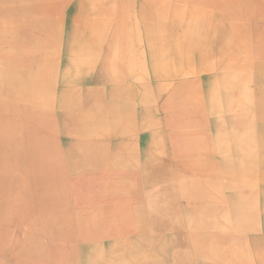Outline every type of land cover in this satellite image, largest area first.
Listing matches in <instances>:
<instances>
[{"label":"bare ground","instance_id":"6f19581e","mask_svg":"<svg viewBox=\"0 0 264 264\" xmlns=\"http://www.w3.org/2000/svg\"><path fill=\"white\" fill-rule=\"evenodd\" d=\"M117 1L107 4L111 9L108 13L112 18L121 15L120 3L123 0L122 2ZM193 1L194 3L189 0L175 1L179 6L177 13L182 11L186 3H190L193 8L192 12L197 15L200 13L197 12L200 8L209 7L213 0ZM160 2L156 3L158 6L143 5L146 16L155 15L153 21L147 22L145 25L149 51L147 60H150L149 66L151 65L154 70L160 69L163 63L165 64L163 54L169 51L182 58L185 53L203 46L201 41L193 42L177 37L174 26L179 21L180 14H177L173 21L167 19L165 21L164 11L160 10H165L162 8L164 1ZM255 3L257 4L255 16L248 11L252 4L250 0H223L222 3H219V7L227 6L230 13L246 18L264 19V0H256ZM0 5L2 6L0 34H4V38H0V62L5 65L0 68V81L6 86L11 102L31 109L33 114L25 115L27 121L29 123L40 122V126L35 130L29 132L26 130L25 133L22 132L24 125L14 126L12 121L0 122L1 145L8 144L11 147L8 152L2 151V157L6 156L9 161H13L14 156L20 153L19 156L25 165L23 173L26 178L22 192L30 197L28 203H34L36 213L46 218H50L53 213L56 214L57 211L64 208L79 212L81 210L83 214H81L78 224L79 234L94 243L99 240L100 236V231L97 230L99 224L97 213L88 215L85 211L97 210L96 203L121 205L113 211L116 216L115 220L108 225L120 240L113 251L107 252L105 245L99 243L97 252L90 245H83L77 254L51 251L52 253L47 255L46 259L36 252V260L44 259L42 264H79L77 258L80 256L84 258V264H184L180 247L185 237L183 233H178L175 227L170 226V221L175 217L172 208L170 209L168 206L173 205L170 198L166 196L164 198L163 225L158 228L153 225L155 219L150 215L152 207L145 205L141 193L143 187L150 186L165 177L174 176L167 167L162 166V157L166 156V152L163 150L165 144L170 143V147L173 148L171 151L173 157H185L188 160L187 154L181 152V147L176 144L179 139V131L168 132V127L172 123L170 117L163 115L156 124L157 129L154 132H148L143 139H139L136 137L139 129L132 127L119 129L128 120L125 107L106 103L100 98L91 101L82 100V97L72 90V87L75 88V84L79 81L78 74L81 68L87 63L96 61L100 54H104L108 64L116 60L117 68L122 69L117 50V47L122 45L125 48L132 45L130 48L132 50L131 57L126 63H128L130 72L137 68L138 75L134 79L144 78V68L133 66L141 62L134 52V49L140 45L139 39L132 38L133 34L131 38L123 39L120 33L124 27L120 22L110 24L109 19L95 21V17L101 16V13L103 14L106 9L98 6L97 3L94 4L93 0H80L75 3H71L70 0H0ZM98 9L102 11L99 12ZM127 15L131 19L135 18L131 7ZM124 16L122 18H125ZM92 22H96V27L93 25L95 28L90 30ZM78 30L83 32L80 31V33ZM258 30H260L259 34H264V26H260ZM25 32H27L24 36L26 40L21 41L18 35ZM110 32L121 37V40L116 37L105 45L102 34ZM192 36L193 34L190 37ZM60 37L63 38L61 39L63 42L60 47H57V52L48 53L49 46H57ZM125 40H129L131 45L126 44ZM87 41L91 43L87 44ZM157 43H159L158 47ZM143 57V60L146 61V56ZM105 66L108 69L107 65ZM37 78H42L43 82L35 83ZM57 83L59 86H63L62 92H59L60 88L56 86ZM44 88L56 89V97L43 99L40 91ZM231 89L227 91H231ZM218 95V92H214L207 102L196 101V97H191L190 100L186 98L185 102L177 100L176 103L180 106L181 104L191 105L194 112L199 114L205 123L211 125L209 134L213 139H219V146L217 143L212 144L215 153L221 152L230 155L228 156L229 160H225L231 161L228 167L233 168V172L238 178L239 174L243 172L242 179H238L240 184L241 181L243 182V185L239 184L238 190L240 196L244 197L247 203L252 201L255 190L249 185L245 186L247 182L251 181L252 183L253 181V166L252 164L248 166L246 161L248 156L261 152L262 146L259 142L261 138L252 130L254 128L247 136L246 126H242L237 117L236 113L240 108L241 97H231L230 95L219 97ZM43 101L47 104L46 108L43 107ZM1 110L2 112H19V109L13 106H5ZM113 112L121 114L111 119ZM219 113L222 115L221 120L218 118ZM233 114H235L234 118ZM191 121L192 118L189 116L187 130L184 126L181 127V130L184 128L187 133V145L183 151L212 150L210 146L208 148L199 139L202 137L192 134L191 131L192 128H195V124ZM237 128H244L243 133L246 140L241 141L240 137H236ZM114 138L134 141L133 144L127 143L131 145L133 158H130V162H126L123 174H118L117 169L111 167L107 158L108 152H113L115 155L120 148L118 145L113 147L111 144ZM102 139L103 142L97 145L98 141ZM142 152L143 154H141ZM157 152L159 155L156 158L151 156ZM99 165L108 168L110 173L107 175L99 173L97 170ZM178 184L182 185L184 182L174 181L172 185L167 184L164 188L171 191ZM65 190L81 191L70 199L71 196L66 197L63 194ZM127 193H131V196L126 197ZM88 194L91 198L86 197ZM54 201H61L59 207L53 205ZM136 204L139 208L138 212L134 209ZM42 205L51 208V212ZM147 207L149 208L147 209ZM134 216L141 220V227H136V230L139 231L134 232L139 236H137V243L131 244L126 237L133 233L131 230L134 229V226L130 224V218ZM201 225L197 220L191 219L193 229H200ZM42 230L40 231V226L32 227L30 231L23 233L27 232L40 237L41 234L45 236L51 232V229H49L50 231H45V228ZM156 231L163 232V236L158 238L156 236L152 240L151 237ZM171 231H175V233L170 234ZM20 233H17L19 238H23L24 235ZM69 234L68 231L67 235L69 236ZM164 235H167V241ZM189 236L187 241H189ZM1 242L0 252L11 253L2 258L3 264H34L36 262L34 256L24 258L23 247L13 249L14 243L9 238L3 237ZM161 243H165L164 247L160 246ZM70 244L68 242L66 248L68 245V249H72ZM148 245L161 252L151 253L149 248H146ZM89 256L92 257V260L88 262L86 259Z\"/></svg>","mask_w":264,"mask_h":264},{"label":"rangeland","instance_id":"374dc122","mask_svg":"<svg viewBox=\"0 0 264 264\" xmlns=\"http://www.w3.org/2000/svg\"><path fill=\"white\" fill-rule=\"evenodd\" d=\"M78 1L80 0H70L71 3ZM111 1L115 0H93L94 4L97 3L98 6L106 9L103 14L101 13V16L95 17V21L100 22L109 19L110 24L120 22L122 27H124L120 33L123 39L125 37L131 38L132 34V38L139 39L140 45L134 49V52H136L140 61L144 63L139 62L133 66H142L145 76L144 78L134 79L138 75L137 68L130 72L126 62L131 57L130 52L132 50L130 48L132 45L129 40H125L126 44L131 45L130 47L125 48L123 45L117 47L120 60L118 61L121 63L122 69L119 70L117 68L116 60L108 64L104 54H100L96 61L87 63L81 68L78 74L79 81L75 84V88L72 87L73 92L78 93L82 100L91 101L92 99L100 98L106 103L125 107L128 113V120L119 129L122 130L127 127L139 129V133L136 136L139 139H143L148 132H154L158 127L156 124L162 119L163 115L170 117L172 123L168 127V132L179 131V139L176 144L181 147V152L187 154L188 160L185 157H173L171 152L173 148L170 147V143L165 144L163 150L166 152V156L162 155V166L167 167L174 176L165 177L150 186L143 187L141 193L145 205L152 207L150 215L155 219L153 220V225L158 228L163 225L161 224L163 204L160 188H162L166 197L170 198L173 205L168 206L170 209L172 208L173 215H175L170 223L173 224L172 227L178 230V233H183L185 237L180 247L184 264H261L264 261L263 258L257 263L254 253L261 251L264 254V245L261 244L257 248L254 241L256 238L264 241V232H255L264 220V191L261 190H264V126L257 130L256 122L253 119L259 120V118H263L264 120V107L261 108L259 113H257L256 108L254 109L255 101L253 97H256L259 91H256V87L248 85L246 72L252 63H256L258 80L261 81V84L264 83V34H259L260 30H258L260 26H264V19L259 17L246 18L235 13H233L235 15H230L232 13H230L229 8L227 6L224 8L219 7V2H216L218 0H215L217 4L215 7L213 0L209 7L200 8L197 11L200 13L197 15L192 12L193 8L190 3H186L182 11L177 13L179 6L176 5L175 1L182 2L185 0H123V2L118 0L117 2H122L120 3L121 15L118 16L119 18H112L108 13L111 9L107 5ZM160 1H164V3L162 2L164 4L162 8L165 10L159 9L164 11L165 21L166 19L173 21L175 16L180 14L178 17L179 21L174 26L177 37L193 42L201 41L203 46L192 49L190 52L185 53L182 58L169 51L163 54V59L166 61L165 64L163 63L160 69L154 70L151 65L149 66L150 60H147L149 51L146 42L145 25L147 22H152L155 15L146 16L143 11V5L154 4L158 6L156 3H161ZM255 1L250 0L252 4L248 10L254 16L257 13ZM130 7L135 14L133 19L127 15ZM215 9L226 12L228 19L230 17L233 18L232 28L228 31L226 30L227 34L225 35L220 33V26L215 20V27L210 30V25H212L210 17ZM98 10L99 12L102 11ZM1 12L2 6L0 5V15ZM123 16L125 18H122ZM229 21L228 23H230ZM240 22L248 30L243 36H241L238 27ZM95 23L92 22L90 24V30L96 27ZM78 31L83 32L82 30ZM214 31L219 35V39L217 37L213 39ZM26 34L27 32L18 35L21 41L26 40L24 37ZM192 34L193 36L190 37ZM102 35L105 45L119 37L115 33L113 35L112 32L103 33ZM0 38H4V34H0ZM61 39L63 38L60 37L59 41H57V46H49L47 52L56 53L57 47H60L61 42H63ZM119 40H121V37H119ZM88 43L91 42L87 41ZM158 44L156 45L157 47ZM143 56H146V61L143 60ZM105 65H107L108 69H106ZM4 66L3 62H0V68ZM37 82L42 83L43 79L37 78L35 83ZM56 86L60 88L59 92L64 90L62 85L59 86L57 83ZM179 87L180 89L178 90ZM53 89L44 88L40 91L43 99L45 97H56L57 90ZM230 89L231 91H227ZM176 91L177 93H175ZM214 92H218L219 97H228L229 95L231 97H241L240 108L236 113L237 117L240 119L241 125L246 126L245 133L247 136L251 133V129L254 128L252 130L256 132L263 143L262 145L261 140L259 141L262 146L261 152L248 156L246 161L248 166L251 164L253 166V181L252 183L251 181L247 182L245 186L249 185L255 190L252 201L247 203L244 197L240 196L238 190V185L240 184L238 179H242L241 175L243 172L239 174L240 177L238 178L233 172V168L228 167L231 161L225 160H229L228 156L230 155L221 152L215 153L212 144L217 143V146H219V139H213L212 135L209 134L211 125L207 122L205 123L200 115L194 112L191 105L181 104L180 106L176 103L177 100L185 102L186 98L190 100L191 97H196V101L207 102V100H210V95H213ZM5 106L16 107L19 112H2L1 109ZM206 106L208 107V105ZM43 107H47L45 102ZM26 114H33V112L27 106L11 102L7 95L6 86L0 81V122L7 123L12 121L14 126L24 125V128H22L24 133L26 130L28 132L33 131L40 126L39 121L29 123L25 116ZM120 114L113 112L111 119ZM189 116L192 118L191 123L195 124V128H192L191 131L192 134L202 137L199 139L208 148L210 146L212 150L191 149L190 151H183L187 145V133H185L184 128L181 130V127L184 126L187 130L189 125L187 119H189ZM234 116L235 114L232 115L233 118ZM218 118L222 119L220 113ZM243 132L244 128H237L235 133L236 137H240L241 141L246 140ZM102 142L103 139L99 140L97 145ZM127 143L133 144L134 141L132 139L114 138L111 144L113 147L118 145L120 148L115 155L113 152L107 153L111 167L117 169L118 174L124 173L123 168L126 162H130V158H133V150L131 145ZM10 148L8 144L2 146L0 142V247L2 246L1 239L3 237L9 238L14 243L13 249L23 247L24 258L34 256L36 261L34 264H42L47 255L52 253L51 251L61 253L66 251L69 254H77L83 245L95 244H90L86 237L79 234L78 224L80 216L83 214L81 210L79 212L70 208L60 209L56 214L51 213L52 216L50 218L36 213L35 204L28 203L30 197L22 192L26 176L23 173L25 165L21 160V156H19L20 153L14 156L13 161H9L6 156L2 157V151L6 150L8 152ZM147 155L150 156L148 153ZM158 155V152L151 154L154 158ZM97 170L104 175L110 173L108 168L101 165L97 166ZM79 179L82 180V178ZM174 181L184 182V184H178L171 191H167L164 186L167 184L172 185ZM240 185H243L242 181ZM79 191L81 190H65L63 194L66 197L68 195L71 196L70 199H72L79 194ZM130 196L131 193L126 194V197ZM86 197L91 198L89 194ZM60 204L61 201L53 202L56 207H59ZM95 206L98 208L97 210H89L85 211V213L94 215V213L96 214L99 211L100 219L110 218V220L116 217L113 211L121 207L119 204L103 202L96 203ZM42 207L49 209L51 212V208L47 205H42ZM137 207L136 204L134 207L136 212L139 210ZM130 219V224L134 226V229L131 230L133 231V233H130L132 235H128V242L135 244L139 236L135 235L134 232L139 231L136 230V227H141V220L135 216ZM191 219L201 223V228L193 229ZM245 225L251 233H245L244 228H242ZM39 226L40 231L45 228V231L51 229V232H46L45 236L41 234L40 237L27 232L23 233L24 231H30L32 227L36 228ZM19 231L24 235L23 238H19V234H17L20 233ZM68 231L70 232L69 236L67 235ZM169 233L174 234L175 231ZM188 235H190L189 241H187ZM156 236L157 238L162 237L163 232L156 231L151 239L154 240ZM104 237L99 242L100 244L107 242V249L117 246L118 242L112 241L108 233H105ZM164 237H166L167 241V236L164 235ZM68 242L71 243L72 249H68V245L66 248ZM164 245L165 243H161L160 246L164 247ZM146 248H149L148 250L151 253L161 252L153 249L151 245L146 246ZM36 252H39L44 259L36 260ZM9 254L11 253L8 251L6 253L0 252V264L4 263L2 258ZM86 260L89 262L92 257L89 256ZM77 262L79 264L85 263L84 258L80 256H78Z\"/></svg>","mask_w":264,"mask_h":264},{"label":"crops","instance_id":"0c3cea01","mask_svg":"<svg viewBox=\"0 0 264 264\" xmlns=\"http://www.w3.org/2000/svg\"><path fill=\"white\" fill-rule=\"evenodd\" d=\"M193 3H194V1H192ZM216 2H219V3H222L223 2V0H218V1H216ZM216 2H215V0L213 1V4H214V7L217 5L216 4ZM230 15H235V14H230ZM227 13L226 12H222V11H217L216 9L215 10H213V12H212V15H211V17H210V19H211V21H212V25H210L211 27H210V30L212 29L213 30V27H215V24H214V20L216 21V23H218L219 24V26H220V33L221 34H227V32H226V30L228 31L230 28H232L231 27V25H232V19L233 18H231L230 17V19H228L227 18ZM230 20V21H229ZM228 21L231 23H228ZM242 22V21H241ZM241 22H240V24L239 25H241V26H239L238 25V27H239V31H240V34H241V36H243V35H245L246 34V32L248 31L247 30V27H245L244 25H243V23L241 24ZM229 25H228V24ZM214 30H215V28H214ZM226 32V33H225ZM248 34V33H247ZM217 37V39H219V35L216 33V31H214V33H213V39L214 38H216ZM252 52V51H251ZM250 52V53H251ZM256 66H257V64L255 63V64H253L252 63V65L250 66V68L249 69H247V72H246V75H247V77H248V79H246V81H248V85H250V86H254V87H256V91L258 92L259 91V93L258 94H256V97H253L254 98V101H255V103H254V109L256 108V111H257V113H259V111L261 110V108L262 107H264V83L263 84H261L260 82V80H258V74H257V69H256ZM247 85V84H246ZM183 86V85H182ZM182 86H180V87H182ZM180 87L178 88V90L180 89ZM177 90V91H178ZM177 91L175 92V93H177ZM174 93V94H175ZM258 118H259V116H258ZM253 121H255L256 122V128H257V130L258 129H260V127H262V126H264V120H263V118H259V120L258 119H253ZM161 189V194H162V204H163V208H164V198H165V193H164V191L162 190V188H160ZM177 192H178V190H177ZM162 211H163V209H162ZM263 213V212H262ZM99 214V211L97 212V215ZM162 216H163V214H162ZM98 217V222H99V224H98V226H97V230L98 231H100V236H99V240H97V241H95V244H92V245H90L93 249H94V251H98V246H99V241H102V239H103V237H104V234L105 233H108L109 234V237H111L112 238V241H117V242H119L120 240H119V237L116 235V233H114V230H111L109 227H108V225H110V224H112L113 223V220H115V219H111L110 220V218H99V215L97 216ZM161 221H162V218H161ZM109 222H111V223H109ZM161 224H163V222H161ZM170 225L172 226L173 224H171L170 223ZM167 226V225H166ZM242 228H244V230H245V233H251V231H249V228L248 227H246V225L245 226H242ZM245 228H247V229H245ZM178 231V230H177ZM257 231L259 232V231H261V232H264V220H263V223H262V225H259V227H257V230H255V232L257 233ZM130 235H132V234H130ZM128 236V235H127ZM167 236V235H166ZM87 238V237H86ZM105 238V237H104ZM128 238L129 237H126V239L128 240ZM88 239V238H87ZM116 239V240H115ZM260 239L259 238H256L255 239V241H254V244H256V246H257V248H258V246H260L261 244H263L264 245V241H259ZM88 241H89V243L91 244V243H94V241H90V239H88ZM122 241V240H121ZM129 241V240H128ZM106 243V244H105ZM103 244L105 245V249H106V251L107 252H111V251H113V249H115L117 246H115L114 248H112V249H107L106 248V245H107V242H103ZM117 245H118V243H117ZM94 246H95V248H94ZM254 256H255V259H256V261H257V263H258V261L261 259V258H263V260H264V254L263 253H261V251L259 252V253H254ZM261 264H264V261L261 263Z\"/></svg>","mask_w":264,"mask_h":264}]
</instances>
